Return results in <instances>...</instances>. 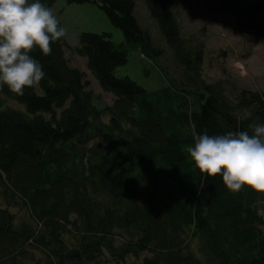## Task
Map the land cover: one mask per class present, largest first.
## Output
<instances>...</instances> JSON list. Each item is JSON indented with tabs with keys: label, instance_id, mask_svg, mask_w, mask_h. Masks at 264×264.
Here are the masks:
<instances>
[{
	"label": "trees",
	"instance_id": "obj_1",
	"mask_svg": "<svg viewBox=\"0 0 264 264\" xmlns=\"http://www.w3.org/2000/svg\"><path fill=\"white\" fill-rule=\"evenodd\" d=\"M66 1L97 4L124 41L62 38L48 56L31 53L46 73L38 86L0 88V264H264V193L202 180L187 153L193 132L251 134L264 93L204 77V30L185 29L175 0H142L162 44L141 26L138 0ZM198 1L232 12L233 0ZM247 1H234L236 13L264 32V0ZM67 49L87 58L113 104H96ZM133 49L160 67L163 87L116 76Z\"/></svg>",
	"mask_w": 264,
	"mask_h": 264
},
{
	"label": "rangeland",
	"instance_id": "obj_2",
	"mask_svg": "<svg viewBox=\"0 0 264 264\" xmlns=\"http://www.w3.org/2000/svg\"><path fill=\"white\" fill-rule=\"evenodd\" d=\"M262 1L247 2L254 6ZM175 4L185 29L200 33L201 29L204 30L201 34L206 43L204 77L213 81L230 76L239 87L264 93V35L257 37L243 31L233 12L209 13L198 0H175ZM48 8L66 28L71 47L78 46L83 32H107L114 42L124 41L123 31L113 26L106 13L95 3L70 4L66 0H57L54 6ZM136 14L141 26L151 32L154 42L160 40L162 44L157 24L149 18L142 0L137 2ZM66 55L73 67L86 74L96 104L100 107L113 104L114 95L100 86L88 68L87 58L77 55L72 49H67ZM115 74L118 77L129 76L150 90L161 88L165 84L160 67L144 56L141 49H133L128 62L118 67Z\"/></svg>",
	"mask_w": 264,
	"mask_h": 264
},
{
	"label": "clouds",
	"instance_id": "obj_3",
	"mask_svg": "<svg viewBox=\"0 0 264 264\" xmlns=\"http://www.w3.org/2000/svg\"><path fill=\"white\" fill-rule=\"evenodd\" d=\"M66 37V28L40 0H0V88L6 85L22 96L26 88L38 86L46 73L31 53L38 49L48 56L51 45ZM248 127L251 134L193 132L187 153L202 180L221 176L233 194L246 187L264 193V123L254 121Z\"/></svg>",
	"mask_w": 264,
	"mask_h": 264
},
{
	"label": "water",
	"instance_id": "obj_4",
	"mask_svg": "<svg viewBox=\"0 0 264 264\" xmlns=\"http://www.w3.org/2000/svg\"><path fill=\"white\" fill-rule=\"evenodd\" d=\"M234 1H235V0H233V3H232V12L237 16V18H238V20H239V23H240V26H241L242 30L245 31L246 33H249V34L254 35V36H257V37H259V36H263V35H264V32H256V31H252V30H249V29L245 26L242 17H240V15H238V14L236 13L235 9H234V5H233V4H234ZM252 7H253V6L250 5V8H252ZM258 10H261V6L258 7Z\"/></svg>",
	"mask_w": 264,
	"mask_h": 264
}]
</instances>
